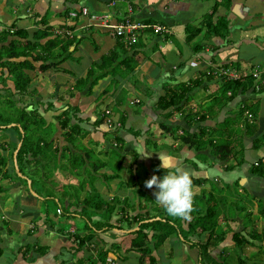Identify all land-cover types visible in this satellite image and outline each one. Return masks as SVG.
<instances>
[{
	"label": "crops",
	"instance_id": "1",
	"mask_svg": "<svg viewBox=\"0 0 264 264\" xmlns=\"http://www.w3.org/2000/svg\"><path fill=\"white\" fill-rule=\"evenodd\" d=\"M110 1L34 0L33 4L32 0H16L18 4L16 6V2L12 4L10 0V5H14L16 8L13 10L15 12L13 18L6 12L3 2L0 3V27L2 28L7 27L15 19V26L26 29L30 38L31 32L40 27L38 24L40 17L49 12L45 21L46 25L50 26L49 30H52V35L59 34L58 31L68 30L66 27H58L65 24L72 26V28L60 35L70 36L73 34L76 37V43L68 49L71 51L75 46V50L70 56L59 63L55 69L48 68L44 71L47 72V84L52 83V86H47L43 75H39L38 78L35 76V82L39 84L36 86L37 92L43 91L42 87L47 88V96L39 97V99L47 100V114L43 113V116L47 123H51L55 127L53 138L54 140L59 139L62 148L66 149V154L63 156L71 152L84 159V166L77 174H71L65 169L57 171L56 173L60 174L56 175H61L60 183H56L50 177L54 183L51 185V190L58 194L64 205H68L72 209L73 204H75V211L69 210L70 215H64L66 220L80 214L81 202L77 203L78 199H76L74 203V190L72 189L74 187L78 188L79 198H82L85 190L93 187V189L101 192L104 200L108 201L114 196L119 199H126L129 204L127 210L130 214H143L148 211L149 215H155L147 220L162 218V207L157 201L154 200L153 203L155 204L153 205L141 195L144 193L152 197L156 187L153 186L149 189L145 187V183L142 184L138 180L135 171L136 164L132 166L135 161L132 157L145 164L148 179L153 174L160 177L159 168L166 169L167 173L174 170L175 167H181L191 172L192 179L201 180L199 186H193L196 194L202 189L205 192L211 191L216 197L223 198L219 203L220 213L217 216V224L220 231L225 234L221 241L212 240L213 246L208 251L213 260H209V263L216 261L215 264H241L245 260L247 264H264V250L262 249L264 247V210L260 211L264 204V175L258 176L250 172L253 161L264 156V84H261V87H257V89L253 87V91L248 90L243 94L237 93L230 103H227L226 106L222 105L217 110L214 117H210L203 111L210 105L208 103L210 101L209 94L218 88L219 80L216 82V77L218 79L222 77L217 76V71L225 69L237 73H248L254 67L264 64V61L256 62L252 63L247 71L239 69L236 64L250 62L251 57L249 56L251 55H248L247 58L239 57L238 51H231L233 47L239 48V42L237 41L234 45L227 42L235 34L236 39L241 35H239L240 27L247 17L246 15L249 12H258L260 7L264 8V0H230V13L219 5L214 16L227 15L229 19L228 36H225L227 40L224 39L225 37L214 36L198 38L197 35L193 39H197L203 46L199 52L191 51L194 40H190L191 43L185 40L186 34L183 27L187 23L193 24L191 22L198 25L201 16L210 11L213 0H115L113 4ZM80 5L87 8V15H77L76 18H70L64 13L65 8L71 10ZM122 7L125 11L120 14L118 10ZM232 7L233 12H231ZM127 8H130L129 15L133 20L147 21L149 24L158 23L166 27L168 31L157 34L145 30L138 34L133 46L138 50L134 54L137 61L131 73H126L123 70V75L116 73L111 76L108 74L98 79L89 94L85 92V87L82 90H77L74 80L83 78L90 64L97 62L98 58L112 49L115 44V37L104 26L100 25L99 19L92 16L109 12L112 20L119 21L127 14ZM258 14L256 16L258 20L253 19L252 21L255 25L253 27L257 26L264 31V10ZM253 27L246 25L245 29L251 31ZM237 29H239L238 32ZM248 34L250 33L248 32ZM257 36L264 46V33L257 34ZM205 69L212 74L211 82L203 81L192 88L187 94L189 101L185 106L178 109L172 106L165 109L160 108L157 100L164 95L165 91L187 83L189 78H195L198 71ZM0 71L5 77L4 86L13 91V83L9 79L7 70L0 68ZM25 72L32 77V71ZM52 78H58L59 81L51 82ZM32 86H34V81ZM108 86L109 88L102 92ZM199 90L202 93H198ZM126 92L129 94L123 97ZM240 101H244L251 107L257 106L256 129L253 134H248L243 127V120L246 119L250 122V119L243 113L235 122L238 132L233 135L236 139L231 144V155L226 160L220 161L214 157L210 152V146L206 144L202 149L195 150L179 139L180 135L197 134L203 128H205L204 133L206 134L204 138H212L209 134L211 130L212 135L214 134L216 129L213 130V126H217L227 113L225 107H232L236 102L239 104ZM99 103H103V105L96 107ZM41 107L43 108V105ZM70 107H73L75 113L70 118V124L76 123L85 131V135L80 139L81 146L87 151H91L90 146L93 142L97 148L96 152L104 155L102 161L93 162L98 164L100 169L97 168L95 172L93 171L95 177L89 179L92 184L91 187L83 171L89 166L85 151L71 147L59 136L60 131L55 116L64 109L70 111ZM42 108L39 107V111L43 112ZM105 111L109 113H105ZM197 111L204 112V120L197 122L195 119L197 115L194 117L191 115ZM107 117L119 122L120 125L116 126L114 123L107 125L105 123ZM161 123L166 129L161 127ZM12 138L16 139V135H13ZM256 138L259 140L255 142ZM10 139V133L0 130V142L6 143V149L2 151L6 157L4 169H11L12 171V161L10 162L7 156ZM137 142L143 145L149 154L148 156L138 155L134 150V145ZM259 147L263 151L260 150L257 153ZM109 149L114 152L109 151ZM241 151L244 153L240 154ZM108 155H110L112 164L116 165L117 171L110 170ZM63 156L58 157L56 154L58 163L59 161L64 162ZM260 164L264 165V163ZM152 165L154 170L151 169ZM131 168L132 180H128L127 175ZM121 169L124 174L128 170L125 178L119 175ZM213 170L214 175H210ZM99 175H113L114 177L103 180ZM233 175L235 179H233ZM25 176L20 175L23 180H25ZM80 183L79 189L78 184ZM24 186L22 181L12 177V175L0 179V188H2L0 190V264H139L135 254L128 247L132 237V234L129 233L130 230H124L126 231L124 232L122 229L104 230L101 228L91 242L73 252L75 245L71 240V234L75 231L79 234L85 232V226L79 224L77 230L71 225L69 232L64 231L55 224L57 214H54L53 218L50 219L51 222L54 221L50 225L47 222V215L45 221L44 213L41 210L43 194L39 190L30 191L29 181V189ZM45 188H42L43 193L47 191ZM140 191L141 194L138 193ZM243 193L244 197L241 196ZM45 195L47 196V194ZM57 197L55 200H59ZM200 201L203 202V200ZM141 204L145 206L141 208ZM120 205L122 203L116 204V207ZM197 208L198 206L195 204L194 210ZM203 208L204 204L201 203L197 212H202ZM60 210L62 214L63 211ZM247 211H249V215L245 214ZM117 217L119 214L116 213L111 217V222L115 225ZM81 218L83 219V217ZM250 219L253 221V228L262 239L260 241L248 239L250 244L246 243L240 247L234 246L232 233L239 232L241 235H246L245 231L251 227L248 224ZM189 221L180 218L183 228H186ZM261 221L262 224L259 225ZM121 233H126L127 236L123 237ZM206 237L205 232L200 235L188 233L187 237L183 239L177 229L176 233L169 235L152 253L155 256L157 253L161 254L164 246L165 256L168 252L169 256L174 254L175 260L178 259L181 264H199L198 250L195 246L189 245V242L202 241ZM101 247L102 249L109 248L104 263H101L97 258V252ZM115 248H118V253L115 252ZM119 253L121 258L118 256ZM156 257L158 259V256ZM169 260L171 261L170 258Z\"/></svg>",
	"mask_w": 264,
	"mask_h": 264
},
{
	"label": "trees",
	"instance_id": "2",
	"mask_svg": "<svg viewBox=\"0 0 264 264\" xmlns=\"http://www.w3.org/2000/svg\"><path fill=\"white\" fill-rule=\"evenodd\" d=\"M75 1L76 0H72V2ZM219 5L223 6L226 12L230 13V0H213L210 11L201 16L198 25L190 23L184 25L183 29L186 34L185 40L187 42L192 40L199 33H202V38H210L212 36L221 38L227 35L229 23L227 15H217L213 18L215 11ZM81 7L83 6L80 5L78 8H74L71 10L65 8L64 13L68 15L69 12H75L76 18L77 15H80L79 11ZM47 17V12L40 17V20L38 21L40 27L31 32L30 38L28 37L26 29L15 26V19H13L7 27L4 26L0 30V68H5L7 70L9 79L13 83V91L4 86L5 77H3V72L0 71V84H2L0 89L2 92L6 91L7 93H5L3 97L0 96V103H4V109L0 110V130H4L5 133H10V148L7 155L10 162L12 161V154L15 150V146L17 145L18 141L20 142L19 147L15 152V161L17 164V172L21 175H23V173L21 172V170H19L18 163L28 167L30 162H37L36 157H38V159L41 161V159L45 160V158L43 157L45 156L47 157V161H50L53 164L54 169L62 168L68 170L71 174H77L78 171H81V167L84 166L83 157L71 152L70 154H67L65 156L66 159H64V162L59 161L58 163L56 154L62 146L60 147V149L57 146H52L54 141L53 132L55 130L53 124L46 122L43 116V112L39 110L37 111L35 108L29 107L28 105L27 107L17 106L21 103L19 96L30 97L31 100L28 101L30 102L29 104L45 103V101L40 100L39 97H35L37 90L34 86H32V84L30 85L31 77L25 71L42 73L48 68L55 69L59 63L67 59L73 52V50H75V46L71 51H69L68 48L76 43V37L73 34L70 36L60 35L64 34L65 31H69L72 26L61 24L58 27H66V29L68 30H63L59 34L52 35V30H49L50 26L46 25L45 20ZM144 23L148 22L144 21ZM145 30L153 33L150 29H144V31ZM137 36L138 35H136V37ZM114 37L115 44L113 48L110 49L107 53L102 54L98 58L97 62L91 63L83 78L74 80V85L77 90H82L85 87V92L89 94L91 92L92 86L97 83L98 79L105 77L108 74H110L111 76H114L116 73L117 75H123V70L126 71V73H131L133 71L137 61V59L134 58V54L136 53V51H138L133 47L136 40L127 43L124 42L119 36ZM139 44L137 43V45ZM202 47V44H200L199 42H194V44L191 46V51L199 52ZM211 78L212 74L210 73V71H198L195 75V78H189L187 83L178 85V87L176 88L168 89L167 92L165 91L164 95L159 97L157 100L160 108L165 109L172 106L178 109L185 106L189 101V96L187 95L188 92L203 81H205L206 83H210ZM255 83H257V81H254L253 78L248 74L234 80L224 79L223 77H221L219 78L218 88H220L225 95V101L227 103H230L237 93L243 94L248 90L253 91ZM258 87H261V84H259ZM108 88L109 87H106V89H103L102 92H105ZM227 92H229V94H227ZM14 97L16 98L14 99ZM209 98L212 105L210 104L208 108L203 111L206 114H209L210 117H214L218 110L217 108L222 106L223 101L221 102V98L219 94L216 93V91L210 93ZM240 102L238 104V115L235 120H238V118H240L243 113L245 114V112H248L250 114V122L244 119L243 127L248 132V134H253L256 129L255 118L257 116V106L251 107L249 104L244 103V101H242L241 103ZM6 107L8 108V110L4 112ZM70 108L73 110V107ZM43 109L47 110V105L43 106ZM71 109L70 111H67L68 109H64L55 116L57 126L60 131L59 136L62 137L66 143H69L71 147L83 149L85 151V157L87 158L89 150L87 151L80 144V139L85 135V131L82 130L81 127L76 123L70 124L71 116L75 115L74 110L72 111ZM204 112L197 111L195 113H192L191 115H193V117L197 115L195 119L197 122H200L205 119ZM9 123H11V125ZM15 123L18 124V127L14 125ZM160 125L163 129H166V127L162 123ZM10 129L15 130V132H11ZM204 129L205 128L200 129L199 133L197 134L180 135L179 139L182 143L187 144L189 147L194 148L195 150L202 149L206 144L211 147V151L214 157H216L220 161L226 160L231 155V144H227V141L223 139V133L227 134V131H221V129L218 128V125L215 127L213 126V130H217V136L212 138H204V136L206 135L204 133ZM216 130H214V133ZM15 133L16 139H13L12 137ZM258 140L259 139L256 138V140L254 141L256 142ZM48 145L52 148L48 147ZM5 147L6 143L0 142V179L8 177V172L4 169L6 164V157L2 154V151L6 149ZM48 148L51 150V154L47 153L49 152ZM109 151L114 152L110 149ZM98 167V164L93 163L90 168L95 172ZM159 169V178H162L163 175L166 174V169ZM250 172L255 175L262 176L264 175V165H251ZM13 174L14 178H20L18 175H16L15 172H13ZM109 177L111 178L114 176L102 175L103 179H108ZM25 179H28V176H25ZM90 179H94L93 176L90 177ZM192 180L193 186L200 185L201 180ZM38 182L39 181H37V184ZM29 184L31 190H34L35 192V189H33L32 186V180L29 181ZM89 184L91 187L92 184L90 180ZM78 185L80 189L81 183ZM212 188L215 187L212 186ZM72 189L74 190V203L76 199H78L77 203L81 202L79 206V212L80 214H82L83 220L85 219L84 224L86 222V224L84 225L85 232L79 234L75 231L71 234V240L75 245V248H73V252L86 245V243L91 242L93 237L101 228H104V230L112 228L120 230L124 229L122 226V224L124 223L125 228L130 230L129 233L132 234V237L129 240L128 247L129 250L135 254L137 263L156 264L157 257L152 253V251L156 250L169 235H171L172 233H176V230L180 229L178 224H176V221L171 219L163 208V219L158 218L147 220L153 217L155 214L149 215L148 211H145L143 214H130L129 210H127L129 204L124 198L119 199L118 197L114 196L108 201L104 200L102 196H93V194H90L95 190L93 189V187L89 189L90 192L88 191L86 193H83L82 198H79L78 188L76 189L74 187ZM0 190H2V188H0ZM156 191H158L157 188L155 189V192ZM155 192L152 197L145 195L141 191L138 193H142L141 195L144 196L147 202L153 203L155 200ZM41 194H43L42 211L44 213L45 221L47 215V222L52 225V222L49 218L50 216L48 215L46 199L53 200L55 196L53 195L52 190L48 188L47 191H44V193ZM45 194H47V196ZM195 197H198V200L197 203L193 204V207L195 204H197L199 208V205L203 203L204 208L202 209V212H197V210L195 209V214L193 215V213H191L192 218L187 223L186 228L183 229L184 233L182 231L179 232L183 239L187 237L188 233L195 235H200L203 232L206 233L207 237L204 240L189 242V245H193L197 248L199 264H208L213 260L211 259L208 251V249L213 246L214 242H212V240H215L216 242L221 241L224 238L225 234L224 232L220 231L217 224V216L220 213L219 203H221V200H223V198L216 197L211 193V191L205 192L202 189L198 194L194 196V198ZM201 199H204V201L199 202V200ZM55 202L57 203V205L53 207V214H56V208L60 207V209H62L59 200H55ZM210 202H212L213 204H210ZM119 203H122V205L116 207V204ZM140 206L142 208L145 205L143 206L141 204ZM69 207L70 206L66 205L64 208L65 211H63L62 209V213H64L65 215H70L69 210L75 211V204H73L72 209H70ZM261 207L262 208H260V211H263L264 204ZM115 213L120 215L115 220L116 225L111 222V217ZM95 214H98L97 218ZM245 214L249 215V211H247ZM91 216L95 217V219L91 220ZM173 218L178 219L177 217ZM248 224H250L251 227H249V229L245 231L246 235H241L239 232L232 233V241L234 242V246L240 247L243 244H248V239L257 241H260V239H262L261 236L253 228V221L251 219L248 220ZM134 227H136V229H133ZM108 251L109 248L102 249V247L98 250L97 258L101 263L105 262L106 254ZM115 252L118 253V248H115ZM118 256L120 258L122 257L120 253L118 254ZM213 263L215 264L217 262L213 261Z\"/></svg>",
	"mask_w": 264,
	"mask_h": 264
},
{
	"label": "rangeland",
	"instance_id": "3",
	"mask_svg": "<svg viewBox=\"0 0 264 264\" xmlns=\"http://www.w3.org/2000/svg\"><path fill=\"white\" fill-rule=\"evenodd\" d=\"M31 1V0H30ZM1 2H3V5H4V7H5V10H6V12L7 13H9L10 14V17H14V15H15V12H13V10L14 9H16V8H14V5H10L11 3L12 4H14V2H16V0H11V3H10V0H2ZM0 2V3H1ZM32 3L34 4V0H32ZM15 5L16 6H18V4H17V2L15 3ZM231 5H229V7H230ZM263 10H264V8H259L258 9V12H254V13H252V12H249L246 16V19L241 23V31H240V33H239V35L240 36H238V33H237V36H238V38L236 39V34H235V36H233L232 38H230L229 40H227V37H225L224 39H226L227 40V42H229L230 44H235L237 41L239 42V48H235V47H233V48H231V51H238V54H239V57H242V58H247L248 57V55H251V56H249V57H251V59H250V62H248V63H245V62H239L238 64H236L237 66H238V68L239 69H241V70H248L249 68H250V66L252 65V63H256V62H259V63H261V62H263L264 61V46H262V44L260 43V38H259V36H257V34H260V33H264V31L261 29V28H258L257 26L256 27H253V26H255V25H253V19H256V20H258V17H256L257 16V14L259 13V14H261L262 12H263ZM119 13L120 14H122V11H125L124 10V8L122 7V8H120L119 10ZM48 13L49 12H47V15H48ZM258 14V15H259ZM252 16H254V18H252ZM215 17V16H214ZM213 17V18H214ZM197 21H199V20H197ZM191 23H195V22H191ZM246 25H249L250 27H253L252 29H251V31H247L246 29H245V26ZM2 29V27H0V30ZM238 30L239 29H237V32H238ZM245 32H247V33H245ZM248 32L250 33V34H248ZM202 33H199L198 34V38H202ZM252 35H253V37H252ZM228 36V35H227ZM249 36H250V38H249ZM194 40V42H198L197 41V39H193ZM192 40V41H193ZM189 43H191V41H189ZM69 49V48H68ZM202 71V70H201ZM203 71H205V72H208L209 70H203ZM39 75H43V78L46 80V84H47V72H43V73H33V74H31V82H30V85L32 84V82L34 81V86L36 87V86H39V84H38V82H35L36 81V77L35 76H37V78L39 77ZM217 78V80H216V82H218V77H216ZM189 80V79H188ZM187 80V81H188ZM57 81H59V79L58 78H52L51 79V82H57ZM48 85H50V86H52L53 84L52 83H49V84H47V86ZM219 85V84H218ZM109 87V86H108ZM36 89H37V87H36ZM42 89H43V91H41V92H37L36 93V95H35V97L37 96V97H42V98H44L45 96H47V94H46V89L45 88H43L42 87ZM1 90V89H0ZM214 91H216V93L217 94H219V96H220V98H221V102L223 101V103H222V105L223 106H226L227 105V102L225 101L226 100V98H225V95L223 94V92H222V90L220 89V88H216ZM201 91L199 90V92L198 93H200ZM5 93H6V91L5 92H2V91H0V96L1 97H3L4 95H5ZM202 93V92H201ZM7 94V93H6ZM129 93H125V95L123 96V97H125V96H127ZM201 95V94H200ZM16 97H14V99H15ZM19 98H20V104L19 105H17L18 107H23V106H26L27 107V105L29 106V107H32V108H35L37 111L39 110L38 108L40 107V108H42L41 107V105H43V106H46L47 104H46V101H45V103H39V105L38 104H29L30 102H28L29 100H31V98L30 97H28V96H19ZM18 99V98H17ZM34 100V99H33ZM15 101H17V100H15ZM211 101H208V103H210ZM32 103V102H31ZM104 103V102H103ZM103 103H99L96 107H98V106H102L103 105ZM211 104V103H210ZM112 105V104H111ZM212 105V104H211ZM129 107H131V106H129ZM222 107V106H221ZM221 107H219V108H217L218 110L221 108ZM225 108H227V113H225V115H224V117L222 118V120L219 122V124H218V128L219 129H221V131H223V132H225V131H227V134H225V133H223V139L225 140V141H227V144H233V142L235 141V139H236V137H233V135L236 133V132H238V129H237V127H236V125H235V122H237L238 120H235L236 119V117H237V112H238V104H237V102H236V104H234L232 107H225ZM4 109V103H0V110H3ZM43 109V108H42ZM8 110V108L6 107L5 108V111L4 112H6ZM44 111H43V113L44 114H47V110H45V109H43ZM30 112H32V111H30ZM30 114V113H29ZM10 125H11V123H9ZM8 124V125H9ZM7 125V126H8ZM14 125H16L17 127H18V124L17 123H15ZM231 125H233V126H231ZM235 125V126H234ZM239 130L241 131V129L239 128ZM10 131L11 132H15V130H12V129H10ZM140 133V132H139ZM14 135H16V133L14 134ZM209 136L210 137H216L217 136V133H214L213 135H212V130H211V132H210V134H209ZM2 138H5V137H2ZM234 139V140H233ZM19 143V142H18ZM17 143V144H18ZM92 145L90 146V148H91V151H89L88 152V165L89 166H87L83 171H84V173H85V176L87 177V179L89 180L90 179V177H94V170L92 171V169L90 168L91 167V164L94 162V161H96V162H100V161H102L103 160V154H100V153H98V152H96V149L97 148H95V144L92 142L91 143ZM12 145V144H11ZM57 146L59 149H60V147H61V145H60V140L59 139H57V140H54L53 141V144H52V146ZM17 146V145H16ZM15 146V150H17V147ZM48 147H51V146H49L48 145ZM146 147H148L149 148V146L148 145H146ZM52 148V147H51ZM210 149V152L212 153V151H211V147L209 148ZM15 150H14V152H13V154L15 153ZM48 150H49V152H47V150H46V152L48 153V154H51V150L48 148ZM64 147L62 148L61 147V149L57 152V155H58V157L59 156H63V155H65L66 154V150H64ZM261 150V147H259V149H257V153H259L258 151H260ZM261 151H263V149L261 150ZM244 152L243 151H241L240 152V154H243ZM213 154V153H212ZM15 156V155H14ZM41 157V156H40ZM44 158H45V160H43V159H41V161L38 159V158H36L37 159V162H32L31 164H29L28 165V167H26L25 165H23V164H20V163H18V166H19V170H21V172L23 173V174H25L26 176H28V179H25L24 181L22 180V178L20 177V175L21 174H19V173H17L16 172V170H17V164H16V161L14 162V159H15V157L13 158V155H12V165H13V170L12 171H14L15 173H16V175H18L20 178L18 179V180H20V181H22V184H24L25 186V188L27 187V189H29V187H28V181H31L32 180V186H33V188L35 189V190H39V192H41V193H43V190H42V188H48V189H50L51 190V185H53L54 183H53V180L56 182V183H60L61 181V175H56V174H60V173H56L57 171L59 172V171H61V169L62 168H57V170H54V166H53V164L50 162V161H47V157H45V156H43ZM63 159H66L65 158V156H63L62 157ZM250 158V157H249ZM111 158H110V155H108V162H109V168H110V170L111 171H117V168H116V165L115 164H112V160H110ZM132 159H133V161H134V163L132 164V166H134L135 164H136V169H135V171H136V174H137V176H138V180L140 181V182H142V184H144L145 183V181L148 179V177H146V168H145V164H143V163H141V162H138V160H137V158H134V157H132ZM136 162H138V163H136ZM248 162V161H247ZM98 169H100V167H98ZM122 169H123V166H122ZM119 170V175L121 176V177H123V178H125V175L128 173V170L126 171V173L124 174V172H123V170ZM151 169L152 170H154V168H153V165L151 166ZM53 170H54V174H53ZM132 170V168L129 170V174L127 175V179L129 180V179H131L132 180V172H130ZM149 170V169H148ZM11 171V169L10 170H7V172H8V176H10L11 177V175H12V177H14V175H13V172ZM125 171V170H124ZM22 176H24V175H22ZM48 176V177H47ZM100 176V178L102 177V175H99ZM50 177L53 179V180H50ZM103 179V178H102ZM104 180V179H103ZM37 181H39L38 182V184H37ZM45 186V187H44ZM215 186V185H214ZM84 189H85V187H84ZM30 191H32L31 189H30ZM90 192V190H85L84 191V193H86V192ZM53 192V191H52ZM54 195L56 194V193H53ZM90 194H93V196H95V195H97V196H102L103 197V195L101 194V192H99L98 190H94V191H92ZM125 194H127L128 195V193L127 192H125ZM237 194V193H236ZM58 196V194H56L55 195V198ZM241 196H243L244 197V193L243 194H241ZM247 196V195H246ZM55 198H53V200L52 199H46V206L48 207V215L50 216L49 218L51 219V218H53V207L55 206V205H57V203L55 202ZM57 198H59V202H60V204H61V208L63 209V211H65L64 210V208H65V206H64V203H63V201H62V199L58 196ZM197 200H198V197H195L194 198V203H197ZM201 200H203L204 201V199H201ZM48 201V202H47ZM240 201V200H239ZM233 203H235V200H233ZM210 204H213L212 202H210ZM262 204V203H261ZM153 205H154V203H153ZM148 208V207H147ZM43 209V206H41V210ZM150 209V208H149ZM197 210H199V208H197ZM43 212V211H42ZM193 213V215L195 214V210L192 212ZM65 214H61V215H56V218L57 219H55L57 222H55V224H57V225H59L58 227H61L64 231H68L71 227V225H72V227H76L77 228V230L79 229V227H78V225L79 224H81V225H85L86 224V222H85V224H84V220L81 218V217H83L82 216V214H78V216H74V217H70V220H66V217L64 216ZM229 215H231V213H229ZM95 216H96V218L98 217V214H95ZM120 216V215H119ZM171 219H173V220H175L176 221V224H178V226H179V231H182L183 232V227H182V225H181V223H180V218H178V219H174L172 216H169ZM91 218V220H94L95 219V217H93V216H91L90 217ZM54 222V221H53ZM52 222V223H53ZM262 224V221L261 222H259V225H261ZM122 226H123V228L124 229H122L123 231L124 230H127L128 231V229H126L125 228V225H124V223L122 224ZM69 232V231H68ZM124 232H126V231H124ZM184 233V232H183ZM182 233V234H183ZM121 235L123 236V237H126L127 236V234L126 233H121ZM183 240V239H182ZM180 241V240H179ZM124 245V244H123ZM163 249H162V251H161V254H158L157 253V255L156 256H158V259L156 258V264H178L179 263V260L177 259V260H175L176 259V256H174V254H171V256H169L170 254L167 252V255L165 256L164 255V252H165V249H164V246L162 247ZM262 249L264 250V247H262ZM160 252V251H159ZM169 258L171 259V261L169 260ZM190 260V259H189ZM236 262V261H235ZM179 264H181V263H179ZM236 264V263H235ZM241 264H247V262L245 261V260H243V263H241Z\"/></svg>",
	"mask_w": 264,
	"mask_h": 264
},
{
	"label": "clouds",
	"instance_id": "4",
	"mask_svg": "<svg viewBox=\"0 0 264 264\" xmlns=\"http://www.w3.org/2000/svg\"><path fill=\"white\" fill-rule=\"evenodd\" d=\"M134 150L138 155L145 157L149 155L139 142L134 145ZM210 175H214V170L210 172ZM233 179H235L234 175ZM153 186L158 189L155 192V200L169 216L184 220L191 219L196 193L193 190V180L189 170L175 167L174 170L164 174L162 178L153 174L145 181V187L151 189Z\"/></svg>",
	"mask_w": 264,
	"mask_h": 264
},
{
	"label": "built area",
	"instance_id": "5",
	"mask_svg": "<svg viewBox=\"0 0 264 264\" xmlns=\"http://www.w3.org/2000/svg\"><path fill=\"white\" fill-rule=\"evenodd\" d=\"M115 0H111L110 3L113 4ZM127 14L121 18V20H112L111 18V13L109 12H103L98 16H92L93 18L99 19L100 25L104 26L109 33L112 36H119L122 38L124 42L130 43L136 39V35L139 33L143 32L144 29H150L153 33L157 34H163L166 33L168 30L166 27H163L162 25L158 23H144V22H139L136 20H133L129 13H130V8H127ZM80 15L85 16L87 15L88 11L86 7H81L80 8ZM75 12H69L68 16L71 18L75 17ZM62 31H58L57 33H61ZM66 33V31H65ZM250 75L254 81H257L255 83L254 87L257 89L259 84H264V64L260 66L254 67L252 70H250L248 73H237L234 71H227L225 69L217 71V76H222L224 79H239L245 75ZM225 75V76H224ZM229 94V92H227ZM105 113H109L105 111ZM245 115L247 118L250 119V114L248 112H245ZM105 123L107 125H111L114 123L116 126H119V122L113 121L111 118L107 117L105 118ZM260 163H264V156L259 158L258 160L253 161V166H258ZM56 214H61V210L58 208L56 210Z\"/></svg>",
	"mask_w": 264,
	"mask_h": 264
},
{
	"label": "water",
	"instance_id": "6",
	"mask_svg": "<svg viewBox=\"0 0 264 264\" xmlns=\"http://www.w3.org/2000/svg\"><path fill=\"white\" fill-rule=\"evenodd\" d=\"M233 10H234V9H233V7H232L231 12H233ZM19 144H20V142L17 144V146H16L17 148L19 147ZM15 152H16V150H15ZM14 155H15V153L13 154V158H14ZM14 162H15V159H14Z\"/></svg>",
	"mask_w": 264,
	"mask_h": 264
}]
</instances>
